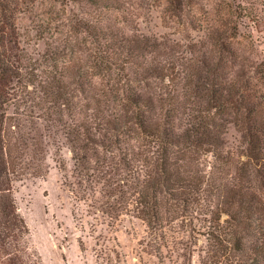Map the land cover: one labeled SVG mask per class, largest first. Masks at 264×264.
<instances>
[{"label": "rangeland", "instance_id": "rangeland-1", "mask_svg": "<svg viewBox=\"0 0 264 264\" xmlns=\"http://www.w3.org/2000/svg\"><path fill=\"white\" fill-rule=\"evenodd\" d=\"M213 1L191 0L180 18H170L165 0H0V35L9 62L8 72L0 75L8 84L0 92L8 101L0 113L7 125L20 126L18 133L17 128L9 133L19 148V171L11 176L10 195L26 227L19 240L23 254L36 264H201V259L204 264L231 263L213 256L215 247L206 234L204 219L210 218L217 204L208 188L200 200L192 195L185 206L176 202L185 210L173 212L174 205L159 226L149 228L140 217L139 189L133 178L143 179L149 165L139 157L131 162L132 178H125L119 170L122 153L107 150L115 147L107 120L113 114L117 123L123 120L119 103L112 100L126 93L129 85L134 92H148L144 95L159 91V81L139 64V54L129 40H169L176 67L193 62L191 56L206 57L205 63L211 65L215 57L203 13L212 9ZM187 10L202 22L185 29ZM259 15L256 23L240 21L233 44L237 54L228 62L229 80H246L251 87L259 84L254 68L264 61V13ZM157 58L162 61L164 56ZM143 76L150 87H145ZM53 79L63 83L69 98L68 107L58 112L44 101L41 86ZM176 92L183 102L180 85ZM77 137L78 143L88 145L78 150L80 163L73 154ZM223 137L224 149L235 157L243 148L240 134L228 124ZM129 144L134 151L154 149L141 139ZM199 160L207 171L215 162L210 155ZM254 186L264 206V176L256 177ZM258 223L255 217L252 226ZM257 237L250 238L251 245L257 240L260 246ZM238 257L264 264L260 256L258 261Z\"/></svg>", "mask_w": 264, "mask_h": 264}, {"label": "trees", "instance_id": "trees-1", "mask_svg": "<svg viewBox=\"0 0 264 264\" xmlns=\"http://www.w3.org/2000/svg\"><path fill=\"white\" fill-rule=\"evenodd\" d=\"M165 2L168 16L180 18L184 5L191 0ZM212 3V9L203 13L207 18L203 20L212 47L210 52L215 57L211 65L205 63L206 57L198 60L191 56L189 59L193 62L179 63L176 67L169 40L150 41L147 37L129 40L139 54V64L150 78L159 81V91L144 95L148 92L137 93L127 85L126 93L122 92L112 100L113 104L119 103L123 120L117 123L116 114L107 120L115 142V147H107V150L122 153L119 170L126 174L125 178L129 175L132 178L131 162L139 157L149 165L144 169L143 179L133 176L136 189H139L136 203L141 206L140 217L149 228H155V224L159 226L174 205L173 212L185 210L176 202L181 201L185 206L192 195L200 200L199 195L208 188L217 201L216 207L210 211V218L204 219L206 234L215 247L213 256L231 259L230 264H251L237 260L236 256L253 261H258V256L264 259V223H261L264 206L254 190L255 178L264 176V61L254 68L259 86L253 87L246 80L237 83L229 80L228 62L237 54L233 44L239 34L240 21L246 18L252 23L258 22L259 13H264V0H215ZM187 11L189 23L184 22L185 29L195 22H202L201 18ZM5 49L0 35V75L9 70ZM160 55L164 56L162 61L157 58ZM16 60L20 59L17 57ZM147 78L143 76L142 80L146 82L145 87H150ZM211 80L213 82L207 86ZM40 83L38 81L37 85ZM179 85L183 102L179 101L176 92ZM7 86L0 79V92ZM41 86L44 87V101L51 105L50 108L57 107L55 111L58 112L60 107H68L69 98H65L61 81L53 79ZM6 102L0 93V111ZM182 119L185 122L181 125ZM228 124H232L241 137L240 146L243 148L235 157L230 150L224 149L223 135ZM12 125L13 129L10 128ZM12 125H7L5 115L0 113V264H36L28 254H23L19 240L26 227L17 215L10 195L11 176L19 171V155L16 154L19 148L16 142L10 141L12 136L9 133L16 128L18 133L20 126ZM77 139L78 143L79 137ZM138 139L154 149L134 151L129 140ZM86 148L85 143H73L77 163L82 162L78 150ZM201 155H210L215 161L208 171L207 165L200 166ZM199 200L193 201L199 203ZM223 214L226 217L220 221ZM255 217L260 223L254 227L252 220ZM258 234L262 243L258 246L255 240L251 245L250 238ZM201 264H204L202 259Z\"/></svg>", "mask_w": 264, "mask_h": 264}]
</instances>
